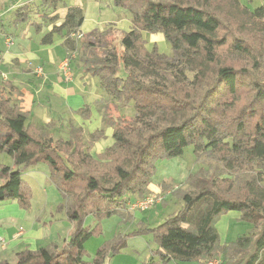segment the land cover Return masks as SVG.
<instances>
[{
    "label": "trees",
    "instance_id": "obj_1",
    "mask_svg": "<svg viewBox=\"0 0 264 264\" xmlns=\"http://www.w3.org/2000/svg\"><path fill=\"white\" fill-rule=\"evenodd\" d=\"M113 5L128 14L130 30L77 32L83 71L110 97L111 146L94 156L78 133L67 141L43 135L28 113L0 92V152L13 159L12 166L0 165V201L16 200L28 208L23 172L45 163L49 178L64 192L73 222L62 246L25 248L13 263L0 264H104L125 246V237L116 235L86 260L84 244L100 232L99 219L125 213L128 195L149 185L155 161L182 155L187 146L223 167L195 192L184 193L177 212L154 227L141 226L140 231L152 233L153 257L199 264L218 253L220 264H264V0L253 10L240 0H113ZM16 15L26 21L28 3ZM83 18L81 7H70L43 41L50 42L72 21L77 30ZM142 33H162L171 54L146 49ZM226 51L249 57L252 66L228 62ZM118 102L131 103L134 114L118 110ZM249 164L259 169L246 179L222 176ZM228 211L238 212L249 229L221 244L215 223ZM88 213L96 222L84 227Z\"/></svg>",
    "mask_w": 264,
    "mask_h": 264
},
{
    "label": "rangeland",
    "instance_id": "obj_2",
    "mask_svg": "<svg viewBox=\"0 0 264 264\" xmlns=\"http://www.w3.org/2000/svg\"><path fill=\"white\" fill-rule=\"evenodd\" d=\"M100 1L103 3V8L111 13H113V10L116 12L119 10L113 5V0ZM240 1L251 10L262 4V0ZM41 3L42 0H35L28 3V18L25 22L33 26L37 24L38 31L44 36L49 30L53 29L54 24H62L68 9L74 6V4L72 5L69 0H61L54 5L45 3L46 6L41 5ZM74 22L75 21L70 22L71 26L62 28L59 34L63 39L64 49L67 51L66 56L72 55L70 62V80L66 81L60 77V79L65 82H70L73 79L72 62L77 59L80 64L82 63L81 57L83 48L77 38V32L79 33V31L78 29H74ZM50 26L51 29H48ZM234 26L238 27L239 24H235ZM244 28H247V26ZM111 29L113 28H110V30ZM34 30L37 31L33 27L31 31ZM54 34L55 33H53L52 36H54ZM142 38L145 40V48L149 51L156 48L160 53L166 55L171 54L170 44L165 41L162 33H142ZM115 44H118L117 36ZM223 56H227V61L235 66H252L251 59L245 55L227 52V54H223ZM39 66L42 67V65ZM32 68L33 66H31V69ZM37 78L42 79L43 74ZM84 97H86L85 101L87 102L81 106L80 109L75 110L73 115L66 110L61 111L52 105L51 109L52 112L55 111V117L58 115L59 118L65 119L66 122L64 124L56 125L55 121H52L51 124L42 121L37 127L40 133L43 135H51L55 140L62 139L63 141H67L71 139L72 135L75 136L76 133H78L80 134L81 141L84 143L85 149L96 156L113 144L112 136L106 137L105 131L113 132V127L109 124L108 120L112 118L114 111L111 107H108L110 106V102L108 101L110 97L106 95L101 88H98L95 93L89 91V93L84 94ZM111 105L113 108H116L112 103ZM131 105V103L122 104V102L116 104L118 110L129 113V115L134 114V108ZM99 122L103 123V125L98 127ZM98 143H100L102 147L99 146ZM10 160V156L5 155L4 157L3 154L0 155V163H9L8 161ZM222 167V163L214 157H210L205 153L194 154L191 146L184 148L182 155L156 160L154 163V172L149 183L151 186L148 185L146 190H143L140 194L134 193L128 195V206L126 211L133 217L117 211L107 217L100 218L99 223L101 230L89 240L90 243L88 247L90 248V244L94 243L96 248L98 245L101 246L103 243L113 239L116 235L124 236L125 246L122 247L120 251L125 249L128 253H135V251H137L136 254L139 255L140 264H144L145 253L150 254L151 249H154L156 245L153 243L152 233H146L145 230L140 231L141 226L154 227L166 217L177 212L184 204V193L195 192L200 184L203 183V179L209 176L214 169L220 172ZM258 169L259 167L257 165H242L231 171V173L223 174L222 176L232 177L235 181H239L240 179L248 178ZM22 177L29 185V201L32 203L33 212L41 214L42 220L40 226L43 229V233L45 235L52 234L54 236L53 240L57 242V237H63V235L67 233L70 224L73 226V222L67 215L68 205L63 194L64 192L49 178V170L45 163H38L37 165L27 167ZM78 189L79 187L77 190ZM145 196L155 197L154 203L144 209L134 208L132 210L129 208L130 205L133 208L134 203L143 199ZM235 214L238 213L236 211H228L220 215L217 219L215 227L220 237L219 243L230 242L234 240L238 234L245 233L249 229L248 223L233 218ZM85 219L90 223L96 221L92 213H88L85 216L84 223ZM42 221L45 222V224ZM141 221H143L144 224H142ZM94 225L95 224L92 226ZM84 227L86 226L84 225ZM50 243L54 242H49L48 244ZM89 255L93 256L94 254H88L86 252L85 258H88ZM211 256H217L220 260L222 259V256L218 253H214ZM161 263L175 264V261H161ZM190 264H196V262L192 261Z\"/></svg>",
    "mask_w": 264,
    "mask_h": 264
},
{
    "label": "crops",
    "instance_id": "obj_3",
    "mask_svg": "<svg viewBox=\"0 0 264 264\" xmlns=\"http://www.w3.org/2000/svg\"><path fill=\"white\" fill-rule=\"evenodd\" d=\"M33 1L35 0H0V92L4 96H9L19 110L27 112L28 120L36 127L42 121L49 124L55 121L56 125L64 124L65 119L59 118L58 115L55 117V111L52 112L51 109L52 105L73 115L75 110L80 109L87 102L84 94L89 91L95 93L99 85L96 77L83 71L82 63L80 64L77 59L72 62V81L65 82L60 79L58 65L67 53L63 39L59 36L60 33H55L50 42H44L37 24L35 26L27 24L16 15V10L20 6ZM69 1L72 5L81 7L83 12L84 18L78 28L80 35L95 29L103 31L113 28L120 32L130 30V17L119 8L117 12L113 10L111 13L103 8L100 0ZM33 27L37 31H31ZM48 29H51V26ZM39 65L43 67L42 79L37 78L40 76L34 73V68ZM100 125L102 126L103 123L99 122L98 127ZM105 132L106 137L112 136V131ZM98 144L102 147L100 143ZM1 154L4 157L10 156L4 152H0ZM8 162L0 165L12 166V157ZM125 213L124 215L132 216L127 211ZM239 215V213L235 214L233 218L239 220ZM41 220V214L33 212L31 202L28 208H24L16 200L0 201V238L4 240L3 245H0V261L7 260L13 263L16 252L25 248L37 249L48 245L49 242L62 246L70 234L72 225L70 224L63 237H57L56 242L52 234L43 233ZM95 222L90 223L85 219L84 225L90 227ZM141 222L144 224L143 221ZM92 237L85 241L84 247L88 254L95 255L99 245L95 248L93 243L90 244V248L88 247ZM136 252L128 253L126 249L121 250L110 257L107 256L104 264H140ZM93 256L89 255L86 260H92ZM151 258L157 261V264H162L151 252L145 253L144 261Z\"/></svg>",
    "mask_w": 264,
    "mask_h": 264
},
{
    "label": "built area",
    "instance_id": "obj_4",
    "mask_svg": "<svg viewBox=\"0 0 264 264\" xmlns=\"http://www.w3.org/2000/svg\"><path fill=\"white\" fill-rule=\"evenodd\" d=\"M72 55L65 56L58 65V72L62 79L68 81L71 78V69H70V62H71ZM34 73L37 76H41L43 74V68L40 66H36L34 68ZM154 198L151 196H145L143 199H140L134 203L133 208L131 205L129 206L130 209H144L147 206H150L154 203ZM4 240L0 238V245H3ZM199 264H220V259L217 256H212L209 258H202L199 259Z\"/></svg>",
    "mask_w": 264,
    "mask_h": 264
}]
</instances>
